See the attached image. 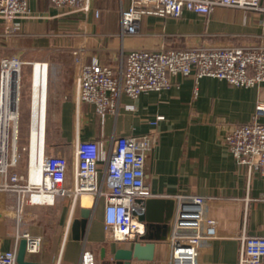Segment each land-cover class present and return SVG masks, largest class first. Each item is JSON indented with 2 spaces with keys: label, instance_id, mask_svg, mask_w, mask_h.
<instances>
[{
  "label": "crops",
  "instance_id": "1",
  "mask_svg": "<svg viewBox=\"0 0 264 264\" xmlns=\"http://www.w3.org/2000/svg\"><path fill=\"white\" fill-rule=\"evenodd\" d=\"M130 3L131 0H91L90 10L84 12L57 6L52 0H29L31 15L16 20L19 38L13 42L14 47L38 52L30 57L17 56L23 62L21 94L23 65L30 73L29 88L25 83L30 100V126L35 125L38 105L41 107L46 97V136L44 142L39 136L38 154L45 146L46 153L65 155L71 166L67 179V185L71 186L79 140L96 138L111 152L118 136L153 133L156 141L147 158L146 182L154 197L176 201L195 195L211 198L208 208L217 220V234L202 243L196 264H238L241 236L264 234V178L248 175L246 166L228 148L225 136L234 126L252 120L257 98L264 94V84L240 87L213 76L196 78L193 74H178L172 76L173 83L168 89L145 92L135 99L123 93L118 112L100 116L94 104L78 101L77 59L80 56L87 64L97 59L102 64L124 66L129 51L136 48L167 50L264 44V13L218 6L209 14L190 10L179 17L148 14L143 16L138 33L130 35L121 29V12ZM38 63L43 70L46 66L47 78L40 75L46 89L43 85L36 86ZM128 104L134 108L129 109ZM159 114L165 119L153 125L151 121ZM29 153L27 162L18 165V170H31ZM104 167L102 160V175ZM82 197L80 207L92 210L85 237L62 238L52 247L41 246L39 251L27 253L28 259L48 264H80L84 246L89 245L97 249L98 264H120L113 257L116 248H131L133 243L116 242L106 234L104 198L93 197L87 205ZM37 205L48 204L31 205L35 212L40 210ZM14 209L17 199L0 202L1 249H18L19 235L28 231L22 227L20 218L10 217ZM31 231L38 235L34 229ZM52 237L59 239L58 234ZM169 239L156 243L153 259L133 258L130 264H169Z\"/></svg>",
  "mask_w": 264,
  "mask_h": 264
},
{
  "label": "built area",
  "instance_id": "2",
  "mask_svg": "<svg viewBox=\"0 0 264 264\" xmlns=\"http://www.w3.org/2000/svg\"><path fill=\"white\" fill-rule=\"evenodd\" d=\"M60 7L90 10L91 0H52ZM263 0H131L121 12L124 34H136L144 15L181 16L185 10L209 14L218 6L257 9L264 13ZM31 15L29 0H0V19L12 22ZM80 70L77 76L78 101L94 104L100 116L117 113L123 93L135 99L150 91H162L172 86V76L181 74L213 76L240 87H260L264 84V44L230 46H196L188 49L136 48L129 51L125 65L102 64L93 59L87 64L78 56ZM17 56L0 60V188L18 194L17 209L27 205H53L58 196L72 198L75 208L85 193L105 199L104 227L116 242L134 238L141 228L136 224L138 215L145 211L141 200L154 197L146 182V163L155 144L153 133L142 136L122 135L114 140L107 152L96 138L79 140L73 185H67L68 158L61 153H46L45 146L37 156L41 179H30L27 172L17 169L18 125L20 118L21 66ZM12 71L17 79L12 80ZM12 75V74H11ZM18 82V83H17ZM133 109V104H128ZM264 94L256 101L255 112L249 122L234 126L225 136V142L238 162L245 165L248 175L264 178ZM159 114L153 125L164 120ZM105 162L104 175L100 162ZM32 164V163H31ZM31 167V166H30ZM24 182V183H23ZM35 195L49 196L50 202L37 201ZM211 198L202 195L180 197L176 201L171 221L169 264H196L202 243L217 234V220L209 214ZM74 210V209H73ZM72 210V213H73ZM27 253L41 249L43 237L24 232ZM0 264H18L17 248L1 249ZM80 264H98L95 253L84 248ZM238 264H264V234L241 236Z\"/></svg>",
  "mask_w": 264,
  "mask_h": 264
},
{
  "label": "rangeland",
  "instance_id": "3",
  "mask_svg": "<svg viewBox=\"0 0 264 264\" xmlns=\"http://www.w3.org/2000/svg\"><path fill=\"white\" fill-rule=\"evenodd\" d=\"M12 22H6L2 19H0V60L3 57L6 56H22V55H28L29 57L32 55L38 54L36 51H32L30 49H19L18 47H14L13 42H15L16 39L19 38L18 33L19 30L14 29L11 25ZM9 45V46H8ZM39 54H46V52H42ZM22 73L24 75V79L22 81V94L20 93V118H19V125H18V142H17V149L19 153V165H25V163L28 160L29 152L30 150V131L33 129L39 130L40 136L42 141H45L46 136V97L43 99V103L38 105V113L35 115V125L30 126V100L28 96V88L30 84V73L29 71L26 72L25 66L23 65ZM44 75V77L47 78L46 75V66H44L41 63L37 64V70H36V86L43 85L44 88L46 86V82L43 84L41 83V77L40 75ZM40 77V78H39ZM18 81V79H17ZM18 83V82H17ZM25 83L28 84V88L26 87ZM35 86V87H36ZM43 88V89H44ZM46 89V88H45ZM44 89V90H45ZM21 96H22V108H21ZM32 112L31 111V118H32ZM40 126H39V125ZM70 168H68V173H70ZM22 172V171H21ZM24 183V182H23ZM6 198L10 199H18V194H11L9 192L4 191L2 188H0V202ZM69 196H61L57 198V201H55L54 205H37L40 210L33 211L31 205L25 206V208L20 211L19 209H14V212H11L10 217L13 219H21V224L24 227V230H28V232H32L31 229H34L35 232H38L36 234L41 235L43 237V247H52V245L59 242V240L62 238H67V240L72 239V222L69 227V231L67 230L69 217L73 215V218L79 217L80 214V198L78 199L75 208H72L73 201L71 200ZM65 201V203H64ZM74 209V210H73ZM1 210L3 211V208L1 207ZM17 210V212H16ZM73 210V213H72ZM1 211V212H2ZM72 218V220H74ZM14 220V219H13ZM38 230V231H37ZM68 231V235L66 236ZM106 231V230H105ZM26 232V231H25ZM58 234L57 240L53 239L52 236H56ZM106 234L111 237L110 232L106 231ZM60 240V241H61ZM56 241V243H55ZM88 249H91L95 254H97V249L94 250L92 246H84Z\"/></svg>",
  "mask_w": 264,
  "mask_h": 264
},
{
  "label": "water",
  "instance_id": "4",
  "mask_svg": "<svg viewBox=\"0 0 264 264\" xmlns=\"http://www.w3.org/2000/svg\"><path fill=\"white\" fill-rule=\"evenodd\" d=\"M145 207L143 214L133 212L135 219L142 222L143 228L137 231L131 248L119 247L114 252V260L120 264H130L133 258L151 260L154 258L156 243L168 240L171 235V221L176 208V199L168 197H148L141 200ZM92 210L81 208L80 217L72 222V237L81 240L85 237ZM27 238L20 239L17 249L18 264H48L27 258ZM105 248H103V252Z\"/></svg>",
  "mask_w": 264,
  "mask_h": 264
},
{
  "label": "bare ground",
  "instance_id": "5",
  "mask_svg": "<svg viewBox=\"0 0 264 264\" xmlns=\"http://www.w3.org/2000/svg\"><path fill=\"white\" fill-rule=\"evenodd\" d=\"M12 74V75H11ZM8 76L12 80L18 79V77H16V75L12 72L9 71L8 72ZM39 131L37 129H33L31 132V138H30V150H31V155H32V166H31V170H30V179L33 182H38L41 179V167H38V163H37V156H38V151H39V142H40V137H39ZM82 202L84 204L90 205L92 203V198L93 196L90 194L85 193L84 195H82ZM34 199L37 201H44V202H50L51 198L49 196H39V195H35ZM77 203V202H76ZM73 215L71 216L70 221L72 220ZM74 219V218H73ZM136 222V224L141 225L142 228L144 227L142 222L138 221L137 219L134 220ZM71 223L69 222V227H70Z\"/></svg>",
  "mask_w": 264,
  "mask_h": 264
}]
</instances>
